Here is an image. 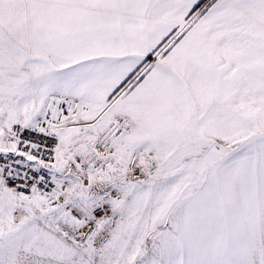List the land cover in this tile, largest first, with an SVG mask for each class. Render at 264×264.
<instances>
[{"label": "snow or ice", "instance_id": "obj_1", "mask_svg": "<svg viewBox=\"0 0 264 264\" xmlns=\"http://www.w3.org/2000/svg\"><path fill=\"white\" fill-rule=\"evenodd\" d=\"M0 264H264V0H0Z\"/></svg>", "mask_w": 264, "mask_h": 264}]
</instances>
